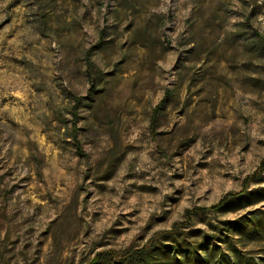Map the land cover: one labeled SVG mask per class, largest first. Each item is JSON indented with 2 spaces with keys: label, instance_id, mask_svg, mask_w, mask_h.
Segmentation results:
<instances>
[{
  "label": "rangeland",
  "instance_id": "374dc122",
  "mask_svg": "<svg viewBox=\"0 0 264 264\" xmlns=\"http://www.w3.org/2000/svg\"><path fill=\"white\" fill-rule=\"evenodd\" d=\"M263 157L264 0H0V264L120 254ZM246 192L182 232L255 209L264 229V171Z\"/></svg>",
  "mask_w": 264,
  "mask_h": 264
},
{
  "label": "trees",
  "instance_id": "16d2710c",
  "mask_svg": "<svg viewBox=\"0 0 264 264\" xmlns=\"http://www.w3.org/2000/svg\"><path fill=\"white\" fill-rule=\"evenodd\" d=\"M103 39L100 36L96 45L86 50V55L96 48ZM93 81V76H90ZM93 86L88 88V94L94 93ZM168 97V89L160 100L153 106L149 117V129L155 131L158 124L159 112ZM71 135L79 153L81 148L76 138L77 110L84 97L72 95ZM264 171V157L260 160L255 171L244 177L242 187L237 191L225 192L216 202L208 206H194L184 210L183 219L174 222L167 230L149 237L139 246L125 249L117 254L111 251L97 253L92 257L90 264H264V229L260 226L263 215L261 209L242 214L234 218H225L219 221L213 229L212 235H197L182 232L189 223L192 214L213 211L216 212L227 203L243 198L247 195L249 181L258 180ZM230 236L231 242L224 243L219 238ZM219 237V238H218ZM256 245L254 249H240L236 243ZM235 238V239H233ZM237 240V241H236ZM263 242V244H261ZM256 255H259L256 257Z\"/></svg>",
  "mask_w": 264,
  "mask_h": 264
}]
</instances>
